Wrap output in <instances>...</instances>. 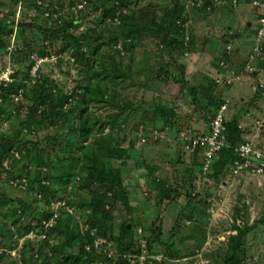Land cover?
I'll use <instances>...</instances> for the list:
<instances>
[{
	"label": "rangeland",
	"instance_id": "1",
	"mask_svg": "<svg viewBox=\"0 0 264 264\" xmlns=\"http://www.w3.org/2000/svg\"><path fill=\"white\" fill-rule=\"evenodd\" d=\"M180 1L184 5L180 18L185 22L184 41L172 54L162 45V29L172 19L169 12L175 0H129L127 7L117 1L114 15L105 18L103 10L113 3L110 0H21L19 5L14 0H0V22L3 20L8 28L0 43V70L18 71L20 80L33 56L39 60L36 56L45 53L41 67L30 68L28 86H20L17 94L6 95L0 137H11L21 128L20 121L31 108L33 88L44 78L45 88L54 98L59 92L73 90L75 94L68 98L65 115L59 121L48 120L39 127L29 125L20 130L21 138L36 142L37 147L31 151L14 148L12 155L19 163L12 162L11 156L3 161L2 165L19 168V173L29 177L19 180L15 174L1 171L0 188L10 198L26 197L33 211L18 212L21 229L7 216L8 209L1 211L0 264H32L43 259L45 264H53L52 257L43 251L49 250L52 256V247L63 239L49 231L68 222L83 235L94 233L91 251L114 262L120 256L117 243L101 235L99 227L90 222L91 211L80 206L87 198V190L80 187L87 174L82 172L85 164L76 165L71 160L78 152L71 154L61 147L60 140L52 139L60 134L63 143L68 137L72 140L71 127L81 122L83 98L91 99L87 144L98 147L95 143L99 141L126 155L122 159L104 158L99 164L106 169L120 168L124 176L129 204L119 203L109 210L115 233L120 234L127 222L133 226V241L124 255L128 264H225L231 255L229 242H235L238 228H249L238 252L242 264H264V172L250 169L235 176L230 164L222 180L215 183L208 176L210 168L206 173L202 171V157L183 149L184 136L207 130L213 112H217L219 106L208 102L216 89L214 96L227 104V120L238 117L244 139L264 151V98L254 100L246 93L241 102L230 89L249 78L256 87L264 84V76L255 77L256 67L264 68V34L259 38L255 28L262 16L255 12L253 0ZM152 7L157 11L158 25L153 23ZM242 14L244 18L238 19ZM122 16L128 19L122 21ZM72 19H78L79 25L68 33L99 34L104 38L91 66L79 60L70 42L52 35ZM132 28L137 31L129 34ZM258 44L260 49L256 51ZM237 46L245 53L236 54ZM223 48L238 63L219 62L221 76L216 82V76L208 71L217 66ZM84 50L87 56L92 53L86 47ZM208 79L215 85L211 93L206 88L212 87H202ZM189 85L200 89L199 107L192 103ZM103 94V101L94 99ZM158 108L172 109L175 116H156ZM44 115L39 110L36 118ZM37 155L50 159L51 166H38L32 160ZM73 171L75 175L62 195L61 178ZM41 178L55 193L39 191ZM19 207L12 202V209L18 211ZM27 226L32 229L25 234ZM43 233L46 238L38 241L35 234ZM42 242L51 246H42ZM77 246L75 243L73 252ZM30 251L34 258L28 260ZM94 264L109 263L102 260Z\"/></svg>",
	"mask_w": 264,
	"mask_h": 264
},
{
	"label": "trees",
	"instance_id": "2",
	"mask_svg": "<svg viewBox=\"0 0 264 264\" xmlns=\"http://www.w3.org/2000/svg\"><path fill=\"white\" fill-rule=\"evenodd\" d=\"M16 5H19L21 0H14ZM113 3L106 9L103 10V18L114 15V2L119 1L124 7L128 6L129 0H110ZM131 2L136 3L138 0H130ZM239 3H243L244 0H235ZM256 0H253V8L255 12L260 15L264 16V7L260 4L255 3ZM260 3H263L264 0H257ZM211 2L208 0V3ZM174 8L170 13L172 19L167 27L162 29L163 37H162V45L165 49H167L172 54H176V52L180 49V47L183 44L184 38L183 30L185 26V22L181 21L182 12L184 10V5L180 0H175V4L173 5ZM153 8L154 18L153 23L158 25V15L157 11H155V7ZM135 19V15L133 16ZM181 18V19H180ZM128 19V17L122 16V21H125ZM79 25L78 19H72L69 22L65 23L62 27L58 28L56 31L52 32V35H55L57 38L62 37L64 40L71 43V45L76 50V55L79 57V60L84 61L89 66H91L92 62L95 61L94 56L100 52V49L102 47V44L104 43V38L102 36L90 34V33H83L81 35H73L72 33H68L67 31L71 29L74 26ZM30 26L34 27V24H31ZM258 26L256 25V31L258 33ZM39 29H43L42 26H38ZM136 28L129 29V34L136 32ZM8 34V28L5 25V22L2 20L0 22V43L2 42V39L4 35ZM234 39V36H231V40ZM84 47H86L89 51L90 56H87L85 54ZM224 50V51H223ZM221 52L219 53L217 59L219 61H225V62H231L234 61L233 58L228 56V54L225 51V48H223ZM236 54H241L236 49L234 51ZM45 53L42 52L39 54V56H36L37 58H41L37 60L35 56H33V60H30V64L27 68V72L23 75L20 80H18V74L19 72L13 70V73L11 77L13 78V81L9 84H2L0 83V119L2 118V114L4 113V110L6 108V105L4 104L5 99L8 97L6 95H13L17 94L19 91V87H27V82L30 81L29 77V70L34 65V70H38L41 67V62L44 61ZM252 56V55H251ZM28 59L30 58V55L26 56ZM255 56H253L254 59ZM41 60V61H40ZM217 60V61H218ZM40 61V62H39ZM235 61L238 62L237 59ZM39 62V63H38ZM249 63H247L248 65ZM37 66V67H36ZM105 75V74H104ZM15 79V80H14ZM47 79V78H46ZM212 80L208 79L205 84H202V87H212L210 90L206 88L207 91L210 93L213 92V89L215 88V85L212 84ZM45 78L42 82L38 84V86H34L33 88V96H32V104L30 111L25 119H21L20 121V129L15 132L14 135L11 137H8L7 135H2L0 137L1 142V152H0V172L1 171H8L10 174H15V177L17 179H22L27 176H23L21 173H19V168H7L3 164V161L5 158L13 157L12 162L19 163L18 159L15 157V155H12V150L14 148L21 150L22 148H25L27 151H31L33 148L37 147V143L31 140H24L21 138V132L22 128H25V126L30 127L29 125H32V127L36 128L39 127V125L43 124L45 121L50 120V123H53L54 121H59L64 115V105L67 103L68 98L74 97V91H70L68 93L66 92H59L56 95V100L52 96L51 92H48V89L45 88L46 85ZM214 83V82H213ZM30 86V85H29ZM199 90L197 87L193 85H189V91L191 95L192 103L196 106H200V100L199 98ZM205 90L204 88L202 91ZM216 90V89H215ZM213 92L212 98L208 99V102L211 104L218 105V110L223 105L221 103H225L223 100H219L214 96L215 91ZM264 94V84H259L256 87V90L254 91V100L259 98ZM210 96V95H209ZM104 94L102 95V98H95L96 101H103ZM204 97V95H203ZM4 99V100H3ZM218 99V100H217ZM3 101V102H2ZM83 101L85 103L84 108L79 110L80 114V120L81 122L78 125H73L71 127V133L73 134V138H67L65 142L63 143V138L60 137L62 135L57 134L56 136L52 137V139H58L60 140L61 147H66L68 152L72 154V152L78 154H74V158L71 161H74L75 164L80 165L84 163L85 168L82 167L83 171L86 172V177L84 180L80 183L81 188H85L87 190V198H85L81 202V207L86 208L87 210L91 211L90 215V222L93 223V225H97L99 227V233L103 235L104 237H108L111 240L115 241L118 245L119 249V257L118 259L113 261L110 257H103L102 255L95 253V251H91V249L86 248V244L88 243L90 246L93 245L94 240V233L90 234L87 232L85 235L81 234L82 232L80 229H75L71 224L64 223L61 226H56L52 228L49 232L50 233H56L58 236H60L63 240L52 247V256H49V250H44V254L47 257H52L53 264H94L97 261H106L109 264H128V262L125 260L124 255L129 251V248L132 244L133 237H132V229L133 226L131 225V222H127L126 224H123L121 227V233L117 234L113 231L112 227V220H113V213L110 212L109 207H115V205L119 203L123 204H129V196L127 194V188L124 184V176L120 168H113V167H103V165H100L99 163L104 162V158L109 159H122L125 155L124 151L119 148H110L105 147L103 143H100L97 141L95 144L98 145V147H95L94 144L88 145V137L90 133V123H89V116H88V109L89 104L91 102V99L83 98ZM49 105V107H47ZM43 108V109H42ZM20 108L16 106V111ZM41 111L42 114H45L43 117L36 118V115L38 111ZM217 110V111H218ZM217 112H213L212 119L209 123V126L207 130L205 129L202 132H194L196 134H202L203 132H207L209 130L210 124L215 118ZM19 114V113H18ZM154 114L156 116H163V117H174L175 112L172 109H165V108H158L154 111ZM240 120L238 117H234L232 120H226V144L223 146L217 154V157L215 158L214 162L212 163L211 171L209 172V177L211 178V181L213 180L215 183L220 182L222 180V176L225 175L228 165H230L233 160L236 157L235 148L243 143L246 142L244 139V131L240 127ZM106 124V121L103 122ZM59 135V136H58ZM199 151V150H198ZM198 155V152L194 153V156ZM199 156V155H198ZM38 166H43L46 168H49L51 166V160L45 158L44 156L37 155L33 157L32 159ZM70 161V162H71ZM203 164V160H202ZM75 165V166H76ZM203 171V169H202ZM72 175H75L74 171L73 173L65 172L63 174V177L61 180H63V187H62V195L66 192L69 180L71 179ZM13 176V175H12ZM47 176V174H46ZM45 178V177H44ZM81 181V180H80ZM79 181V182H80ZM39 191H42L43 193L52 192L55 193V191H52L51 188H49V185L43 184V179L41 178L39 181ZM3 188H0V213L5 208L8 209L9 215L13 218V224L17 225V229H21V221L18 218V212L20 214H30L33 211V208L30 206V204L27 202L26 197H19V198H10L8 195L5 194L2 190ZM16 201L17 205L20 207L18 208V211L12 209V202ZM111 209V208H110ZM44 215V213L42 214ZM261 222V220H260ZM264 224V219L261 222ZM32 229V226L26 227V233H28ZM247 229V228H246ZM249 229V228H248ZM247 230H242L238 228V234L234 236L233 242L230 240V250L231 255L227 256L225 259V264H242L241 259L239 258L238 252L241 249V241L245 237V235L248 232ZM20 233V232H19ZM175 233V232H173ZM23 235V233H20V236ZM233 237V236H232ZM38 241H44V239ZM46 241V240H45ZM75 243L77 246V251L73 252V247L75 246ZM28 244L31 243L29 242ZM42 246L50 247L51 245L48 242H42L39 243ZM93 249V248H92ZM26 258V255L23 256V259ZM34 258V252L30 251L29 256L27 257L28 260H31ZM45 258V257H44ZM102 259V260H101ZM24 263H27V260L24 259ZM32 264H45L44 259L41 262H33Z\"/></svg>",
	"mask_w": 264,
	"mask_h": 264
},
{
	"label": "built area",
	"instance_id": "3",
	"mask_svg": "<svg viewBox=\"0 0 264 264\" xmlns=\"http://www.w3.org/2000/svg\"><path fill=\"white\" fill-rule=\"evenodd\" d=\"M255 3L264 7V2L260 3L256 0ZM258 25V37L261 38L264 34V16L259 19ZM259 49L260 47L258 44L255 50L257 51ZM12 73L13 71L10 70H0V83L5 84V86L6 84L11 83L13 81V78L11 77ZM226 108L227 104H223L220 107L207 132L194 134L192 136H184L183 149L186 152L193 154L198 152V155H200L203 160L204 173H206L209 168L211 169L212 163L217 157L218 151L226 144ZM235 152L236 157L230 167L233 175H240L242 172L250 169L264 172V151L256 148L251 142L246 141L239 144L235 148ZM48 225H50V223ZM35 236H37L39 240H42L46 238V233L40 235L35 234ZM95 247H98L97 242H95ZM86 248L91 249V246L86 245Z\"/></svg>",
	"mask_w": 264,
	"mask_h": 264
},
{
	"label": "crops",
	"instance_id": "4",
	"mask_svg": "<svg viewBox=\"0 0 264 264\" xmlns=\"http://www.w3.org/2000/svg\"><path fill=\"white\" fill-rule=\"evenodd\" d=\"M244 17H243V14L238 18V19H243ZM244 22H247V24H248V22H250V20H245ZM235 24L236 25H238L239 24V21H235ZM238 42H239V40L238 39H236L235 41H234V43H235V45H237L238 44ZM238 48H236L238 51H239V53H241V54H244L245 52L243 51V49H242V47L241 46H237ZM220 53V52H219ZM219 62H222V65H223V61H217L215 64L217 65V66H212L211 67V69H210V71H208V74H211L212 76H216V82H219L220 80H219V78L218 77H220L221 76V71H220V69H222V67H221V64L219 63ZM232 62L234 63V64H237L238 62L237 61H233L232 60ZM206 69H208V68H206ZM256 70L258 71V73H257V75L256 74H254V75H256L255 77H258V78H261V77H263L264 75V68H260V67H256ZM210 72V73H209ZM253 84V81H252V78H249V79H247L246 81H239V82H236L235 84H233V86L230 88L231 90L233 89L234 91H232L235 95L234 96H236V95H238L239 97H240V101L241 102H243V99H246V93H249V97L248 98H251L252 96H254V91L256 90V86L255 85H252ZM252 85V86H251ZM248 86H251L252 87V89H250V90H248L247 91V88H248ZM217 92H215V94H216ZM264 95V94H263ZM253 98V97H252ZM259 98H264V97H262V96H260Z\"/></svg>",
	"mask_w": 264,
	"mask_h": 264
},
{
	"label": "clouds",
	"instance_id": "5",
	"mask_svg": "<svg viewBox=\"0 0 264 264\" xmlns=\"http://www.w3.org/2000/svg\"><path fill=\"white\" fill-rule=\"evenodd\" d=\"M6 167H7V165H6ZM7 172H8V171H7ZM12 182H13V183H12ZM10 183H11V184H14V181H11Z\"/></svg>",
	"mask_w": 264,
	"mask_h": 264
},
{
	"label": "water",
	"instance_id": "6",
	"mask_svg": "<svg viewBox=\"0 0 264 264\" xmlns=\"http://www.w3.org/2000/svg\"><path fill=\"white\" fill-rule=\"evenodd\" d=\"M248 24H250V22H248Z\"/></svg>",
	"mask_w": 264,
	"mask_h": 264
}]
</instances>
